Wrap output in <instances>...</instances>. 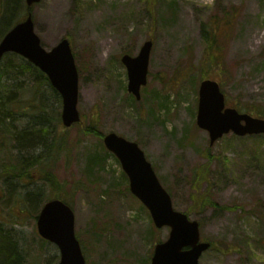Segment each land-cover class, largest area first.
I'll return each instance as SVG.
<instances>
[{
	"label": "rangeland",
	"instance_id": "rangeland-1",
	"mask_svg": "<svg viewBox=\"0 0 264 264\" xmlns=\"http://www.w3.org/2000/svg\"><path fill=\"white\" fill-rule=\"evenodd\" d=\"M7 2L0 0V35L6 24L26 14L20 0L8 17ZM32 17L46 49L69 39L78 70L81 120L69 128L61 124L68 146L53 174L62 183L56 193L73 209L86 264H150L155 243L166 240L170 230L154 226L117 157L83 130L89 123L139 145L173 208L190 213L202 240L213 244L200 256L201 264H264V137L228 133L210 145L208 132L195 120L202 75L219 82L227 106L264 111V0H40ZM247 26L257 32L250 44L243 40ZM146 40L152 41L147 82L136 99L127 91L121 57L135 56ZM213 47L220 57L209 66ZM17 73L13 79L6 73L2 81L8 92L24 87L16 100L21 107L30 101L25 93L30 84L42 93L37 101L50 95L33 74ZM59 99L46 102L61 111ZM34 105L35 110L27 107L30 114L41 108ZM30 118L19 116L12 130H21ZM10 148L7 160L15 162L21 154L12 142ZM206 162L199 181L206 202L192 208L194 173ZM31 175V180L23 177L22 186L0 179V222L3 231L17 234L19 248L26 251L23 264H58L57 246L37 233L41 197L23 204L22 193L42 185L38 171ZM43 193L49 195V189Z\"/></svg>",
	"mask_w": 264,
	"mask_h": 264
},
{
	"label": "water",
	"instance_id": "water-1",
	"mask_svg": "<svg viewBox=\"0 0 264 264\" xmlns=\"http://www.w3.org/2000/svg\"><path fill=\"white\" fill-rule=\"evenodd\" d=\"M40 0H25L31 6ZM152 41L146 40L135 56L124 54L127 91L139 99L147 82ZM15 53L41 70L61 97V122L65 127L80 120L77 109L78 71L70 42L62 38L46 49L34 29L31 12L9 29L0 40V61L6 53ZM196 124L208 132L209 144L227 133L237 136L264 134V118L225 106V97L217 81L204 79L198 87ZM103 144L119 160L129 180V189L148 209L156 228L169 227L166 240L154 245L150 264H201V254L210 243L200 239L199 222L173 208L170 194L159 181L151 163L135 141L115 132L103 136ZM38 234L54 243L60 253L58 264H86L74 232V213L60 199L46 201L36 218Z\"/></svg>",
	"mask_w": 264,
	"mask_h": 264
},
{
	"label": "trees",
	"instance_id": "trees-1",
	"mask_svg": "<svg viewBox=\"0 0 264 264\" xmlns=\"http://www.w3.org/2000/svg\"><path fill=\"white\" fill-rule=\"evenodd\" d=\"M19 3L20 0H8L6 4L8 17L11 18V16L14 15V11ZM28 10L30 9L25 6L24 11L27 12ZM21 16H19V18ZM10 28V24H6V29L3 33H1V35L3 36L4 33ZM209 36L210 39L214 41L215 35L213 34L212 37L210 30ZM211 44L213 43L211 42ZM215 48L216 47H213L211 49V54H207V63L209 66L216 64L215 61L218 60V57H220V55L217 53L215 54ZM220 63L221 61L219 64ZM17 72H27L29 75L33 74L34 78L40 79L41 83L46 84L51 91L49 96H42V99L44 100L37 101L38 96L41 97L42 95L40 89H37L36 87V90L34 89L35 83L26 87L28 91L26 90L25 93L28 94V98L30 100L28 101L27 107H30L31 110H35L36 107L34 102L41 104V108L37 113L30 114L27 107H21L20 104L22 101H16L19 99L17 98V95L22 96V91L24 88L22 85L17 88L16 91L8 92L7 86L2 81L4 80L3 76L6 73L12 74L9 76V78L13 79L18 74ZM202 77L203 79L208 78L207 75H202ZM59 97V93L50 85L47 76L38 68L15 53H7L4 55L0 61V179H3L6 184L14 182V184L22 186L24 185L22 181L23 177H25L24 179L27 178L28 180H31L33 178L31 172L38 171L41 176L39 180L42 181V185L37 186L38 188L35 190L32 189L22 193L23 204L35 201L37 197H41L42 204L51 198H59L62 200L65 199L60 193H56V191L62 187V183H59L54 176L53 169L55 162L58 160L62 150H64V146H68L66 141L67 129L65 130L62 128L59 106L55 109L50 108V105L46 102L51 98H54L57 100L56 102L59 103ZM244 110L259 117H263L262 114H264V111H261L259 108H244ZM27 115L31 117L29 122L26 121L21 130H18L17 132L13 131L12 129L14 122L19 119V116ZM92 125V123H89V125H87L83 130H86L87 132H90L102 139L103 133L94 129ZM258 137H264V135H258ZM11 142L16 152L21 154L16 156L17 160L15 162L13 160H7V157H9L11 154ZM208 165L209 162H206L198 169L196 173H194L193 183L195 186L194 192L192 194L194 204L192 208H195V206L200 204L203 205L206 202V197L204 198L202 193L199 194V181L202 180L203 174L207 172ZM29 182L30 181L27 183ZM31 184L32 183L30 182L29 185ZM44 188L49 189V195L43 193ZM3 199L4 198L2 196V198H0V202ZM15 203L19 204L18 199L15 201ZM18 213H15L14 215L16 222H18ZM186 214L189 215L190 213ZM3 229L4 223L0 222V264H23L24 258H26V251L23 248H19V244L16 241L18 238L17 234L15 232L10 233V231L6 229L5 232ZM42 241L46 240L42 239ZM211 246H213L212 243ZM233 249L235 248H232L231 250Z\"/></svg>",
	"mask_w": 264,
	"mask_h": 264
},
{
	"label": "bare ground",
	"instance_id": "bare-ground-1",
	"mask_svg": "<svg viewBox=\"0 0 264 264\" xmlns=\"http://www.w3.org/2000/svg\"><path fill=\"white\" fill-rule=\"evenodd\" d=\"M249 9H252V5L248 3ZM256 31H252V28L250 26H247V29L245 30V35H244V43L250 44L252 39L256 36Z\"/></svg>",
	"mask_w": 264,
	"mask_h": 264
}]
</instances>
